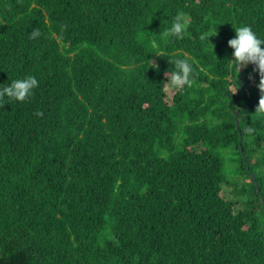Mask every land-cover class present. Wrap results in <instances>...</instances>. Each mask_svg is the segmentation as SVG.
<instances>
[{
    "label": "trees",
    "instance_id": "obj_1",
    "mask_svg": "<svg viewBox=\"0 0 264 264\" xmlns=\"http://www.w3.org/2000/svg\"><path fill=\"white\" fill-rule=\"evenodd\" d=\"M245 25L264 38V0H0V86L38 81L0 100V264H264L259 74L227 60Z\"/></svg>",
    "mask_w": 264,
    "mask_h": 264
},
{
    "label": "clouds",
    "instance_id": "obj_2",
    "mask_svg": "<svg viewBox=\"0 0 264 264\" xmlns=\"http://www.w3.org/2000/svg\"><path fill=\"white\" fill-rule=\"evenodd\" d=\"M187 19L182 13H177L171 18L169 25L161 32V39L182 38L186 31ZM235 35L227 41L228 47L232 49L230 61L231 70L238 74L242 69L247 68L249 64L253 65V71L259 74L257 88L260 96L255 111L264 114V38L259 37L250 26L234 27ZM202 34L201 41L209 40V37L215 34ZM39 35L38 31H33L31 36L34 38ZM210 41V40H209ZM155 54L163 55L168 58L169 63L174 65L169 72L165 73L169 86L173 89H183L192 84L191 76L193 74V61L185 54L176 53L172 56H166L163 51L156 47ZM152 68L159 70L158 65L152 62ZM38 86L35 76L26 75L23 78L11 80L9 84L0 86V100L10 103L11 101H25L31 97L33 90ZM238 90V89H237ZM236 90V91H237ZM235 91V92H236ZM7 98V100H5Z\"/></svg>",
    "mask_w": 264,
    "mask_h": 264
},
{
    "label": "rangeland",
    "instance_id": "obj_3",
    "mask_svg": "<svg viewBox=\"0 0 264 264\" xmlns=\"http://www.w3.org/2000/svg\"><path fill=\"white\" fill-rule=\"evenodd\" d=\"M226 151H227V152H226ZM222 154H224V161H225V163L227 164V166L225 167V174H226L227 178L229 179V182H230V183H234V181H235L236 179H235L234 175H232L233 172H232V170H230V167L228 166V163H227L228 161L231 160L230 158L232 157V152L230 151V149H227V150L224 149V150L222 151ZM263 154H264V151H263ZM257 155H259V154L257 153ZM254 158H256V156H255ZM237 179H240V178L238 177ZM242 180H244V179L241 178V182H242ZM230 194H234V193H230ZM230 196H232V195H230ZM233 199H236V196H234ZM240 205H241V204H237V205L235 206L234 211L238 210V208L241 207Z\"/></svg>",
    "mask_w": 264,
    "mask_h": 264
}]
</instances>
